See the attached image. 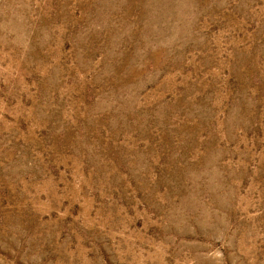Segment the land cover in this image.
Instances as JSON below:
<instances>
[{
  "label": "rangeland",
  "instance_id": "1",
  "mask_svg": "<svg viewBox=\"0 0 264 264\" xmlns=\"http://www.w3.org/2000/svg\"><path fill=\"white\" fill-rule=\"evenodd\" d=\"M0 264H264V0H0Z\"/></svg>",
  "mask_w": 264,
  "mask_h": 264
}]
</instances>
